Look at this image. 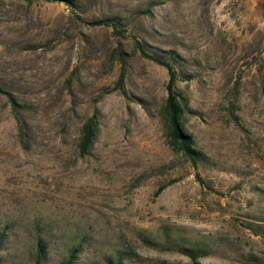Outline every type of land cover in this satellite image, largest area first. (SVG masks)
Returning a JSON list of instances; mask_svg holds the SVG:
<instances>
[{"label": "rangeland", "instance_id": "1", "mask_svg": "<svg viewBox=\"0 0 264 264\" xmlns=\"http://www.w3.org/2000/svg\"><path fill=\"white\" fill-rule=\"evenodd\" d=\"M0 88V264H264V0H0Z\"/></svg>", "mask_w": 264, "mask_h": 264}, {"label": "trees", "instance_id": "2", "mask_svg": "<svg viewBox=\"0 0 264 264\" xmlns=\"http://www.w3.org/2000/svg\"><path fill=\"white\" fill-rule=\"evenodd\" d=\"M69 1V0H66ZM97 23H104L106 25H111L113 29L117 27V21L112 17H102L96 20ZM134 46L139 51V53L147 58L154 60L155 62L164 66L167 71L168 77L164 86L165 94L162 105V118L164 121L165 136L169 146L180 152L185 156L191 163L195 165L198 159H201L202 153L199 149L195 148L192 143V137L190 133L186 131L182 123L183 108L180 102L179 95L175 88L176 72L170 61L166 58H162L157 54L150 53L146 50L144 43L134 38ZM169 52V51H167ZM1 90V88H0ZM7 97L11 103L13 110V116L15 119V106L13 98L7 94ZM96 130V117L91 114L83 122L79 139L77 142L78 152L84 154L87 152L91 142L94 139ZM35 254L40 257L42 253V246L37 243L35 248ZM191 248H187L186 253L191 258V264H195L194 258L196 253L192 252ZM74 249L69 252V258L73 256Z\"/></svg>", "mask_w": 264, "mask_h": 264}]
</instances>
